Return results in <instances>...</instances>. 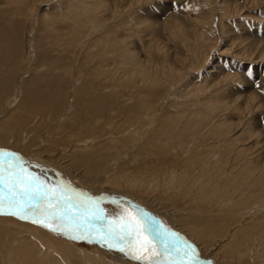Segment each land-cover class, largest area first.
I'll use <instances>...</instances> for the list:
<instances>
[{
    "label": "rangeland",
    "instance_id": "374dc122",
    "mask_svg": "<svg viewBox=\"0 0 264 264\" xmlns=\"http://www.w3.org/2000/svg\"><path fill=\"white\" fill-rule=\"evenodd\" d=\"M0 53V149L202 264H264V0H0ZM99 244L0 215V264H140Z\"/></svg>",
    "mask_w": 264,
    "mask_h": 264
},
{
    "label": "snow or ice",
    "instance_id": "6c2138e0",
    "mask_svg": "<svg viewBox=\"0 0 264 264\" xmlns=\"http://www.w3.org/2000/svg\"><path fill=\"white\" fill-rule=\"evenodd\" d=\"M25 163L19 154L0 149V215L30 220L74 240L103 241L140 264H202L193 245L158 226L148 213L136 209L132 215L124 209L109 218L100 207L103 197L69 183L50 186Z\"/></svg>",
    "mask_w": 264,
    "mask_h": 264
},
{
    "label": "bare ground",
    "instance_id": "6f19581e",
    "mask_svg": "<svg viewBox=\"0 0 264 264\" xmlns=\"http://www.w3.org/2000/svg\"><path fill=\"white\" fill-rule=\"evenodd\" d=\"M91 12H92V11H91ZM93 12H95V11H93ZM12 33H14V32H12ZM0 54H1V53H0ZM11 67H12V66H11ZM11 67H9V69H11ZM0 68H1V67H0ZM13 68H14V67H13ZM4 69H5V68H4ZM6 69H7V66H6ZM2 70H3V69H2ZM0 71H1V70H0ZM13 84H14V83H13ZM77 102H79V101H77ZM75 104H76V102H75ZM77 105H80V104L78 103ZM77 105H76V106H77ZM53 106H54V105H53ZM53 106H52V107H53ZM77 107H78V106H77ZM78 108H79V107H78ZM76 109H77V108H75V110H76ZM54 110H55V109H54ZM14 111H15V113L18 114V112H16V110H14ZM19 112H20V111H19ZM132 112H133V110H132ZM45 113H46V112H45ZM77 113H78V112H77ZM150 113H151V112H150ZM19 114H20V113H19ZM62 114H63V113H62ZM132 114H133V113H132ZM64 115H65V114H64ZM89 115H90V114H89ZM13 116H14V115H13ZM21 116H24V115L21 114ZM85 116H86V115H85ZM149 116H150V115H149ZM11 117H12V116H11ZM61 117H62V116H61ZM23 118H24V117H23ZM53 118H54V117H53ZM58 118H59V117H58ZM16 119H17V118H16ZM16 119H15V120H16ZM20 119H21V118H20ZM59 119H60V118H59ZM59 119H58V120H59ZM62 119H63V118H62ZM21 120H22V119H21ZM21 120H19V121H20L21 123L24 124V122H22ZM23 120H24V119H23ZM27 120H28V119H27ZM58 120H57V121H58ZM83 120H84V119H83ZM109 120H110V119H109ZM111 120H112V119H111ZM86 121H87V120H86ZM99 121H101V120H99ZM7 122H8V120H7ZM37 122H38V120H37ZM37 122H36V123H37ZM55 122H56V121H55ZM87 122H88V121H87ZM96 122H97V121H96ZM5 123H6V122H5ZM15 123H16V122H15ZM26 123H28V122H26ZM38 123H39V122H38ZM57 123H58V122H57ZM8 124H10V123H8ZM44 124H45V123H44ZM148 124H149V123H148ZM28 125H29V124H28ZM96 125H97V124H96ZM21 126L23 127V125H21ZM34 126H35V125H34ZM38 126H39V125H38ZM44 126H45V125H44ZM8 127H9V126H8ZM88 127H89V126H88ZM9 128H10V127H9ZM14 128H16V127H14ZM14 128H13V129H14ZM19 129H20V128H19ZM58 129H59V128H58ZM85 129H86V128H85ZM22 130H23V129H22ZM31 130H32V129H31ZM92 130H93V127H92ZM20 131H21V130H20ZM90 131H91V130H90ZM94 131H95V130H94ZM29 132H30V131H29ZM87 132H88V131H87ZM4 133H5V132H4ZM50 133H51V132H50ZM84 133H86V132H84ZM90 133H91V132H90ZM20 134H21V132H20ZM105 134H106V133H105ZM89 135H90V134H89ZM21 136H22V134H21ZM26 136H27V135H26ZM84 136H85V135H84ZM8 137H9V136H6V138H8ZM19 137H20V136H19ZM50 137H51V136H50ZM79 137H80V136H79ZM2 138H3V137H2ZM17 138H18V137H17ZM77 138H78V137H77ZM20 139H21V138H20ZM34 139H35V138H34ZM81 139H82V138H81ZM7 140H8V139H7ZM9 140H10V139H9ZM11 140H12V139H11ZM13 140H14V139H13ZM36 140H37V139H36ZM77 140H78V139H77ZM16 141H18V140H16ZM16 141H15V143L17 144ZM30 141L32 142V140H30ZM34 141H35V140H34ZM26 143H27V142H26ZM28 143H29V142H28ZM2 144H3V143H2ZM5 144H6V143H5ZM29 144H30V143H29ZM31 144H34V143H31ZM65 144H66V143H65ZM12 145H13V144H12ZM12 145H11V147H12ZM43 145H44V144H43ZM8 146H9V145H8ZM13 146H14V145H13ZM25 146H27V145H25ZM33 146H34V145H33ZM119 146H120V145H119ZM15 147H16V146H15ZM18 147H19V146H18ZM13 148H14V147H13ZM31 148H33V147H31ZM35 148H36V147H35ZM21 149H24V148H22V146H21ZM21 149H20V150H21ZM62 149H63V148H62ZM115 149H116V148H115ZM29 150H30V147H29ZM29 150H28V152H30ZM116 150H117V149H116ZM22 151H23V150H22ZM24 151H25V149H24ZM117 151H118V150H117ZM53 153H54V152H53ZM124 153H125V152H124ZM136 153H137V152H136ZM54 154H55V153H54ZM56 155H57V154H56ZM120 161H121V160H120ZM139 164H140V163H139ZM152 180H153V179H152ZM150 182H151V180H150ZM53 183H54V185H55V184H58V182H57L56 180H53ZM127 183H128V182H127ZM131 183H132V182H131ZM131 183H130V184H131ZM133 183H134V182H133ZM148 183H149V182H148ZM148 185H149V184H148ZM93 186H94V185H93ZM144 188H145V187H144ZM119 194H120V193H119ZM157 195H158V194H157ZM152 198H154V197H152ZM155 199H156V198H155ZM157 199H158V198H157ZM158 200H159V199H158ZM151 201H152V200H151ZM177 201H178V200H177ZM149 202H150V201H149ZM161 202H162V201H161ZM175 203H176V202H175ZM153 204H154V203H153ZM172 205H173V204H172ZM161 206H162V205H161ZM167 206H168V205H166V206L164 205V207H167ZM169 207H170V206H169ZM157 208H158V207H157ZM171 208H172V207H171ZM158 210H159V209H158ZM160 210H161V209H160ZM165 210H166V209H165ZM167 211H168V210H167ZM160 212H162V211H160ZM160 212H158V213H160ZM161 214H162V213H161ZM163 214L165 215V213H163ZM163 214H162V215H163ZM164 215H163V216H164ZM170 215H171V214H170ZM166 217H167V216H166ZM205 219H206V218H205ZM203 221H204V220H203ZM211 222H213V221H211ZM8 224H9V223H8ZM14 225H15V224H14ZM29 229H30V228H29ZM34 230H35V229H34ZM34 232H37V230L34 231ZM31 234H32V233H31ZM38 234H39V233H38ZM34 238H35V237H34ZM34 238H33V239H34ZM35 239H36V238H35ZM36 241H37V240H36ZM41 242H42V241H41ZM99 245L102 246V249H104V251H105V250L108 251V250L110 249V248L107 246V244H104V243H103V241H100V244H99ZM101 246H100V247H101ZM107 247H108V248H107ZM110 250H111V249H110ZM110 250H109V251H110ZM49 251H50V250H49ZM52 251H53V250H52ZM54 251H55V250H54ZM109 251H108V252H109ZM111 251H112V250H111ZM111 251H110V252H111ZM19 252L22 253V254L25 255V256H29V253H28L26 250H24V248H23V249L20 248ZM50 252H51V251H50ZM60 252H61V251H60ZM122 254H123V253H122ZM10 255H11V254H10ZM12 255H13V254H12ZM12 255H11V256H12ZM115 255H116V254H115ZM123 255H124V254H123ZM13 256H14V255H13ZM59 256H60V255L58 254V257H59ZM60 257H61V256H60ZM60 257H59V258H60ZM64 257H66V256H64ZM82 257H83V256H82ZM128 257H129V256H128ZM9 258H10V257H9ZM11 258H12V257H11ZM13 258H14V257H13ZM19 258H20V257H19ZM61 258H62V257H61ZM61 258H60V259H61ZM83 258H84V257H83ZM17 259H18V258L14 259V261L17 260ZM40 259H41V258H40ZM43 260H44V258H43ZM80 260H81V259H80ZM12 261H13V260H12ZM30 261H32V258H30ZM61 261H62V260H61ZM32 262H33V261H32ZM69 263H70V262H69ZM91 263H92V262H91ZM32 264H34V263H32ZM36 264H38V263H36Z\"/></svg>",
    "mask_w": 264,
    "mask_h": 264
}]
</instances>
